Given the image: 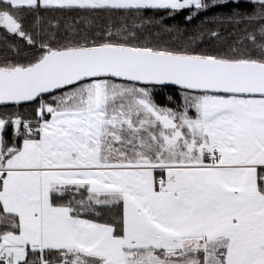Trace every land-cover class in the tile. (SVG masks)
<instances>
[{"label": "snow or ice", "instance_id": "snow-or-ice-1", "mask_svg": "<svg viewBox=\"0 0 264 264\" xmlns=\"http://www.w3.org/2000/svg\"><path fill=\"white\" fill-rule=\"evenodd\" d=\"M241 6L0 0V264H264V0L145 32Z\"/></svg>", "mask_w": 264, "mask_h": 264}, {"label": "trees", "instance_id": "trees-1", "mask_svg": "<svg viewBox=\"0 0 264 264\" xmlns=\"http://www.w3.org/2000/svg\"><path fill=\"white\" fill-rule=\"evenodd\" d=\"M249 2H242V6L240 8L234 7H217L215 9H210L204 14H200L197 18H194L193 21L189 22L185 19V14H178L175 17H166L162 21L163 27L157 29L155 25L149 27L145 25V32L150 33L153 38H155V33L157 30L163 33L162 40L168 41L169 34L163 32V28L176 29L179 28L183 32L193 33L199 30H203L207 33L209 30H219L221 32H226L230 25L223 18L229 16L234 11L239 12H251L252 8L247 6ZM158 18V17H157ZM223 21V22H221ZM63 22V21H62ZM175 35V32L172 33ZM198 43H202L205 47L208 45L209 40L208 37L205 36L203 41H198ZM168 92H162L159 96V101L162 104L167 103Z\"/></svg>", "mask_w": 264, "mask_h": 264}, {"label": "rangeland", "instance_id": "rangeland-1", "mask_svg": "<svg viewBox=\"0 0 264 264\" xmlns=\"http://www.w3.org/2000/svg\"><path fill=\"white\" fill-rule=\"evenodd\" d=\"M242 2H249V0H242Z\"/></svg>", "mask_w": 264, "mask_h": 264}]
</instances>
